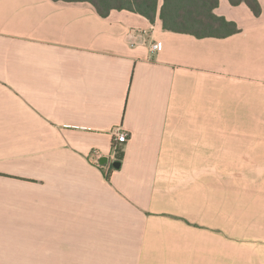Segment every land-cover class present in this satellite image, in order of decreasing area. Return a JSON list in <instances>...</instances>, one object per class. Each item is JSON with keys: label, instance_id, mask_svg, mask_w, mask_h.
Instances as JSON below:
<instances>
[{"label": "crops", "instance_id": "0c3cea01", "mask_svg": "<svg viewBox=\"0 0 264 264\" xmlns=\"http://www.w3.org/2000/svg\"><path fill=\"white\" fill-rule=\"evenodd\" d=\"M259 2L219 0L240 31L199 38L0 0V264H264Z\"/></svg>", "mask_w": 264, "mask_h": 264}, {"label": "trees", "instance_id": "16d2710c", "mask_svg": "<svg viewBox=\"0 0 264 264\" xmlns=\"http://www.w3.org/2000/svg\"><path fill=\"white\" fill-rule=\"evenodd\" d=\"M68 2L87 1L103 17H107L114 9L130 10L154 21L160 14L163 27L167 30L189 33L196 37H227L240 31L237 23L216 13L219 0H63ZM233 5L246 3L255 15L262 13L259 0H230ZM120 162L123 152L118 145L116 153Z\"/></svg>", "mask_w": 264, "mask_h": 264}, {"label": "built area", "instance_id": "2783aa9c", "mask_svg": "<svg viewBox=\"0 0 264 264\" xmlns=\"http://www.w3.org/2000/svg\"><path fill=\"white\" fill-rule=\"evenodd\" d=\"M151 50L155 52L160 49V43L154 42L151 43ZM130 138V133L124 129L116 128L113 131V142H114V149H118V145L126 143Z\"/></svg>", "mask_w": 264, "mask_h": 264}, {"label": "water", "instance_id": "95a60500", "mask_svg": "<svg viewBox=\"0 0 264 264\" xmlns=\"http://www.w3.org/2000/svg\"><path fill=\"white\" fill-rule=\"evenodd\" d=\"M113 164H114L115 167H119L120 166V162L119 161H115Z\"/></svg>", "mask_w": 264, "mask_h": 264}, {"label": "rangeland", "instance_id": "374dc122", "mask_svg": "<svg viewBox=\"0 0 264 264\" xmlns=\"http://www.w3.org/2000/svg\"><path fill=\"white\" fill-rule=\"evenodd\" d=\"M263 182H264V175H263ZM262 197H264V183H263V187H262Z\"/></svg>", "mask_w": 264, "mask_h": 264}]
</instances>
